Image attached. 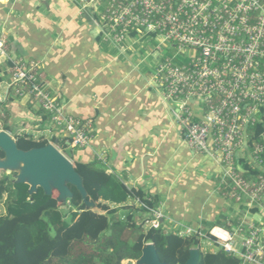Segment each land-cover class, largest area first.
<instances>
[{
	"label": "built area",
	"instance_id": "1",
	"mask_svg": "<svg viewBox=\"0 0 264 264\" xmlns=\"http://www.w3.org/2000/svg\"><path fill=\"white\" fill-rule=\"evenodd\" d=\"M70 1L82 13L90 10L101 40L120 55L133 36L161 39L151 83L164 100L177 104L173 114L187 146L223 168V197L243 209L230 230L203 232L166 219L159 207L133 196L143 228L205 241L208 248L200 244L199 251L222 250L241 264H264V216L252 217L264 208V145L250 148L247 135L264 110V0ZM0 59L14 98L34 101L69 147L89 146L90 123L65 115L36 63L10 58L1 38ZM246 166L259 174H249Z\"/></svg>",
	"mask_w": 264,
	"mask_h": 264
},
{
	"label": "crops",
	"instance_id": "2",
	"mask_svg": "<svg viewBox=\"0 0 264 264\" xmlns=\"http://www.w3.org/2000/svg\"><path fill=\"white\" fill-rule=\"evenodd\" d=\"M84 14L70 0L0 4V38L8 56L36 63L41 81L65 115L90 123L89 146L73 149L65 142L70 150L66 157L73 164L96 162L129 191L153 200L168 220L203 232L230 230L243 209L223 197L221 165L183 141L173 114L177 104L164 100L151 83L156 59L139 47L143 37L128 39L120 55L97 29L92 31ZM9 82L0 59V103L10 127L6 132L14 140L64 141L34 101L9 95ZM256 215L264 216V208Z\"/></svg>",
	"mask_w": 264,
	"mask_h": 264
},
{
	"label": "trees",
	"instance_id": "3",
	"mask_svg": "<svg viewBox=\"0 0 264 264\" xmlns=\"http://www.w3.org/2000/svg\"><path fill=\"white\" fill-rule=\"evenodd\" d=\"M12 94L10 90L9 95ZM262 113L261 121L247 131L250 148L254 144L264 145V110ZM0 125L5 132L10 128L4 103H0ZM54 141L55 138L50 142ZM16 143L19 149L28 151L44 147L49 141L36 142L19 136ZM57 144L59 149H67L65 141ZM0 157H3L1 152ZM74 166L83 178L88 199L97 203L99 212H77L81 197L73 187H70L73 196L63 209L56 193L47 196L38 189L30 196L27 185L14 183L13 174L3 173L0 203H4L5 212L0 215V264H132L150 243L154 244L161 262L185 264L189 251L201 244L194 237L182 239L165 229L145 230L138 218L140 210L128 202L136 196L154 207L153 200L141 192L129 191L96 162ZM246 170L253 176L259 174L248 166ZM198 264L241 263L216 250L200 251Z\"/></svg>",
	"mask_w": 264,
	"mask_h": 264
},
{
	"label": "water",
	"instance_id": "4",
	"mask_svg": "<svg viewBox=\"0 0 264 264\" xmlns=\"http://www.w3.org/2000/svg\"><path fill=\"white\" fill-rule=\"evenodd\" d=\"M84 19L90 23L93 31L95 23L89 9L84 14ZM56 145L57 142L48 143L41 148L23 151L7 132L0 131V152L3 154V157H0V171L13 174L14 183L27 185L30 196L37 193L38 189L47 196L56 193L57 202L65 209L67 201L73 196L70 190V187H73L81 197L77 212L98 210L97 203L88 199L83 178L76 171L74 164ZM199 257V249H191L185 264H198ZM135 264L166 263L160 261L154 244L150 243L144 246Z\"/></svg>",
	"mask_w": 264,
	"mask_h": 264
},
{
	"label": "rangeland",
	"instance_id": "5",
	"mask_svg": "<svg viewBox=\"0 0 264 264\" xmlns=\"http://www.w3.org/2000/svg\"><path fill=\"white\" fill-rule=\"evenodd\" d=\"M140 37H143V39L140 40L139 47H143L142 49H143V52L145 54L148 53L150 56H153L155 53L156 47H158L161 44V39L157 38V37H155V38L154 37H144V36H140ZM58 149H59V147H58ZM59 150L61 151V153L65 154V156H69V154H70V152H69L70 150H65V151L63 149H59ZM3 173H5V172L0 171V178L3 175ZM4 207H5L4 203H0V215L4 214V212H5ZM95 212H99V210H96ZM253 218H254V220L259 219L257 215L254 216ZM201 247L203 249L208 248L205 241H202Z\"/></svg>",
	"mask_w": 264,
	"mask_h": 264
},
{
	"label": "bare ground",
	"instance_id": "6",
	"mask_svg": "<svg viewBox=\"0 0 264 264\" xmlns=\"http://www.w3.org/2000/svg\"><path fill=\"white\" fill-rule=\"evenodd\" d=\"M216 233L219 234L218 231ZM219 235H221V234H219Z\"/></svg>",
	"mask_w": 264,
	"mask_h": 264
}]
</instances>
